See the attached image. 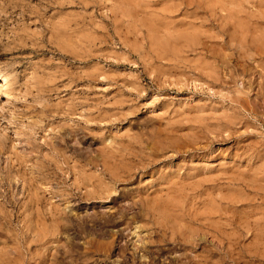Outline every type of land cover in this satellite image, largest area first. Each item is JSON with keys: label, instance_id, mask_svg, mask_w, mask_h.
Segmentation results:
<instances>
[{"label": "rangeland", "instance_id": "374dc122", "mask_svg": "<svg viewBox=\"0 0 264 264\" xmlns=\"http://www.w3.org/2000/svg\"><path fill=\"white\" fill-rule=\"evenodd\" d=\"M263 225L264 0H0V264H264Z\"/></svg>", "mask_w": 264, "mask_h": 264}, {"label": "bare ground", "instance_id": "6f19581e", "mask_svg": "<svg viewBox=\"0 0 264 264\" xmlns=\"http://www.w3.org/2000/svg\"><path fill=\"white\" fill-rule=\"evenodd\" d=\"M197 38H198V37H197ZM245 52H246V51H245ZM246 53H247V52H246ZM248 54H249V53H248ZM250 54H251V53H250ZM228 55H229V54H228ZM234 55H235V54H234ZM225 56H226V55H225ZM246 56H247V55H246ZM246 56H245V57H246ZM250 56H251V55H250ZM243 59H244V58H243ZM236 63H237V62H236ZM236 63H235V65H236ZM205 68H206V67H205ZM202 70H203V69H202ZM233 70H234V69H233ZM233 70H232V71H233ZM211 72H212V71H211ZM209 73H210V72H209ZM230 73H231V72H230ZM234 102H235V101H234ZM117 157H118V156H117ZM117 157H116V158H117ZM105 158H106V157H105ZM103 162H104V161H103ZM103 164H104V163H103ZM136 164H137V163H136ZM104 165H105V164H104ZM113 169H114V168H113ZM107 171H108V170H107ZM109 172H110V171H109ZM124 172H125V171H124ZM117 173H118V172H117ZM129 174H130V173H129ZM127 177H128V176H127ZM105 181H106V180H105ZM179 185H180V184H179ZM98 188H99V187H98ZM96 190H98V189H96ZM168 190L170 191V189H168ZM98 191H99V190H98ZM101 191H102V190H101ZM171 191H172V190H171ZM165 192H166V191H165ZM150 195H151V194H150ZM156 195H158V194H156ZM106 196H107V195H106ZM160 196H161V195H160ZM156 197H157V201H158V197H159V196H156ZM150 198H151V197H150ZM169 199H170V198H165V200H164V198L159 197V201L161 200V204H160L159 202H156V204H155V202H153V204L155 205V207H154V208L152 207V208H153L154 210L160 211L161 214H162V216L165 217V218H166V217H169V212H168L169 210H168V209H169L170 207H172V206L175 208V203L169 201ZM155 200H156V199H154L153 201H155ZM262 202H263V201H262ZM154 205H153V206H154ZM155 208H156V209H155ZM170 209H171V208H170ZM211 209H212V208H211ZM185 210H186V209H185ZM241 210H242V209H241ZM170 211H171V210H170ZM172 211H173V210H172ZM217 211H218V210H217ZM242 211H243V210H242ZM155 212H156V211H155ZM167 212H168V213H167ZM175 212H176V211H175ZM177 212H178V211H177ZM156 213H157V212H156ZM218 213H219V212H218ZM234 216H235V215H234ZM170 217H171V216H170ZM213 217H214V216H213ZM232 217H233V215H232ZM208 218H209V217H208ZM235 218H236V217H235ZM241 218H242V217H241ZM243 218H244V217H243ZM199 220H200V219H197L196 222H195V223L198 225V227L201 226L203 223H205V222L200 221V223L202 222V224L199 225V223H198ZM207 220H208V219H207ZM207 220H204V221H207ZM214 220H216V219H214ZM218 220H220V218H219ZM244 220H245V219H244ZM226 221H227V220H226ZM230 221H231V220H230ZM230 221H229V222H230ZM233 221L235 222V221H237V220H233ZM242 221H243V220H242ZM242 221H241V219H239V222H241V224H243ZM209 222H210V221H209ZM237 222H238V221H237ZM237 222H236V223H237ZM206 223H207V222H206ZM210 223H211V222H210ZM210 223H209V224H210ZM224 223H225V222H224ZM232 223H233V222H232ZM230 224H231V223H230ZM230 224H229V225H230ZM233 224H234V223H233ZM210 225H211V224H210ZM212 225H213V227H214V229H215V225H216V224H215V223H214V224L212 223ZM221 225H222V224H221ZM227 225H228V224H227ZM237 225H238V224H237ZM247 225H249V224H247ZM207 226H208V225H207ZM218 226H219V225H218ZM224 226H225V225H224ZM224 226H222V227H224ZM234 226H236V225H234ZM239 226H240V225H239ZM263 226H264V225H263ZM216 227H217V226H216ZM240 227L243 228L242 225H241ZM208 228H209V226H208ZM237 228H239V227H237ZM242 228H240V229H242ZM244 228H245V227H244ZM200 229H201V228H200ZM202 229H203V228H202ZM216 229H217V228H216ZM216 229H215V230H216ZM248 229H249V228H248ZM220 230H221V229H220ZM218 231H219V230H218ZM217 233H218V232H217ZM210 234H211V233H210ZM223 234H224V233H223ZM226 234H227V233H226ZM253 234H254V233H253ZM186 235H187V234H186ZM229 235H230V234H229ZM241 235H242V234H241ZM182 237H183V239H184V236H182ZM186 241H187V240H186ZM188 241L190 242V240H188ZM229 241H230V240H229ZM227 242H228V241H227ZM232 243H233V242H232ZM227 244H228V243H227ZM221 246H222V245H221ZM227 247H228V246H227Z\"/></svg>", "mask_w": 264, "mask_h": 264}]
</instances>
